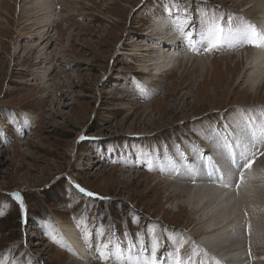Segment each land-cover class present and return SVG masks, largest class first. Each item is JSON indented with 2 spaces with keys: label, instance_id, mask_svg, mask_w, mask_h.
<instances>
[{
  "label": "rangeland",
  "instance_id": "rangeland-1",
  "mask_svg": "<svg viewBox=\"0 0 264 264\" xmlns=\"http://www.w3.org/2000/svg\"><path fill=\"white\" fill-rule=\"evenodd\" d=\"M25 1L7 0L8 12L0 11V264L80 260L58 230L54 215L65 217V225L71 224L87 247L93 244L84 242L87 237L98 242L103 237L100 243L111 254L109 261L112 256L116 260L133 256L143 237L142 252L150 257L154 241L165 230H175L188 232V238L182 237L183 248L179 244L168 252L170 262L178 248L181 252L186 247L189 252L182 251L186 257L179 253L184 264H222L189 234L193 222L189 208L182 207L175 217L178 198L168 199V185L157 182L194 184L204 171L216 169V163L227 164L225 153L237 151L231 160L241 159L233 145L243 146L233 134L251 138L253 132L263 138L264 85L247 87L254 68L245 66V52L216 49L207 57L198 52L187 57L213 59V69L204 77L189 78L179 71L157 78L149 69L152 81L147 83L132 45L147 44L155 50L150 44L153 36L146 37L147 28L150 21L163 17L184 24L193 16L198 22L206 13L214 17L212 22L231 25L233 18L257 24V14L250 9L248 16L244 14L245 2L237 0H52L51 40L40 45L51 58L39 63L33 51L28 53L30 40L21 36L30 30L22 11ZM131 85L132 96L125 90ZM120 98L125 103L137 100L138 107L128 116ZM244 116L247 129L239 125ZM18 120L28 123L21 126ZM223 141L229 148L221 151ZM200 146L206 153L208 148L221 153L219 161L212 164ZM255 147L245 155L250 167L241 176L242 184L249 182L260 200L264 168L261 171L258 164L264 160V143ZM167 157L171 166L162 171L158 165ZM194 165L199 171L193 174ZM81 188L85 191L79 194ZM110 243L120 250L110 252ZM100 256L104 258L89 252L83 259L87 264L109 263Z\"/></svg>",
  "mask_w": 264,
  "mask_h": 264
},
{
  "label": "bare ground",
  "instance_id": "bare-ground-1",
  "mask_svg": "<svg viewBox=\"0 0 264 264\" xmlns=\"http://www.w3.org/2000/svg\"><path fill=\"white\" fill-rule=\"evenodd\" d=\"M6 1L7 0H0V11L3 10L4 12H8L6 9L8 7ZM237 1H240V3L245 2V9L243 10L244 14L247 15L249 13V9L250 12H255V14H257V19L255 22H258L259 26L261 27L262 34H264V1ZM53 6L54 3H52V0H26L23 3L22 11L24 10L25 12H23L26 14V19L24 21L26 22L25 26L29 27L30 30L27 33H23L21 36L23 39L28 38L30 40L29 45H27L31 47L30 50H28V53L33 51V55H36L35 58L37 60L39 59V63H42L41 61H44L50 57V55L48 57L45 53L47 49L44 52L45 48H40V45L43 43V41L51 40L50 29L55 23V18L52 15L54 13ZM251 15L254 16L253 14H250L249 16ZM235 21L236 20H233L230 26L237 29L238 25ZM5 23L7 25L6 21ZM150 23L151 26H147V30H149V32H147L146 37L148 34L153 36V41H151L150 44H152L155 50H152L149 45L143 43L141 46H136V44L132 45V49L135 53V55H132L136 58H140V63L138 66L141 68V71L139 70V73L146 76V78H143V81H147V83L152 81L149 78L151 76L148 75L149 69L153 72L152 74L157 76V78L161 75L162 78H166L167 76H170L171 73L179 71H182L183 75L188 76L189 78L195 76L196 74V78H199L211 73V64L213 59H188L193 57V55H191L190 48L186 46V51L184 49V44H186L184 43V40H188V34L186 32L190 28L194 30L197 27V22L195 21L194 16L193 19H190L189 22L184 24H180L172 17L155 19L154 21H150ZM2 29H5V26L2 27ZM27 35L28 37H26ZM142 40L146 42L147 38L143 37ZM240 53H244L245 66L254 68L251 72L250 69L247 71V73L250 72V74H252L251 78L249 76L248 81L251 80V82L247 87L249 89H253L255 86L259 88L260 83H262L261 86H263L264 67L262 69L261 67L264 66V47H256V49L252 50L251 52L241 51ZM53 56L54 55H52V57ZM240 58L243 59V55ZM42 81L43 80L41 79V84L44 87L45 83ZM132 89V85L126 86L125 89L130 96L135 93ZM121 90L123 91V89ZM120 99L121 105L126 110L127 115L132 113L138 107L137 100L131 98L126 100L125 103V100L122 98ZM26 114V118H28V121L31 122L30 120H32L33 117L30 115V113ZM28 121L23 120L19 121V123L21 126H25V124L27 125ZM256 129L258 130V128ZM251 131H253V129ZM251 134H253V132H251ZM251 134V138L257 137L254 134ZM231 143H233L232 139ZM191 146H194V144H191ZM199 148L201 153L206 154L204 157H206V159H208L212 164H215V161H219L221 153L214 154L213 151H210V148H208V153H206L204 150L205 148L202 146ZM225 154L229 159H231V157H237V152L232 153L233 155H229V153ZM229 159L226 161L227 164L224 162L216 163V169L213 171H204L206 174L195 178L194 184H173L169 183L172 182L170 180L164 182L158 181L157 183L168 185V199L178 198L179 206H177V214L175 217L181 213L182 207L189 208L190 214L193 216V222L190 225L189 234L199 240L197 244L202 246V248H204L207 253L213 254V256H215L216 259L222 264H264V197L262 199L259 198L260 200H258V196H255L256 191L252 190V187L250 188L251 184L249 182L248 184H242L241 174L239 175L236 173L234 167H232L231 163L228 162ZM258 165H260V170L262 171V167L264 168V160H262ZM217 169L219 174L222 176H219ZM195 171H199V167H196V165L190 169V172L193 174ZM208 173H210V175ZM232 180L234 184H230V181ZM77 192L82 194L80 189L79 191L77 190ZM54 216L56 217L55 222L58 225V230L61 234L63 233L62 235L64 238H66V241L71 247L72 251L80 258V260L74 262L73 264H87L88 262H84L85 260L83 257L87 256L89 253L87 250L88 247L85 244H81L78 237L74 233L76 229L73 228L71 224L70 226L65 225V217L58 215ZM110 226L112 229L116 228L115 224H111ZM245 226L248 227L247 230H244ZM165 231L166 233L161 235L159 238V249L156 251L157 256L155 255L157 264H171L172 262H170L169 258L170 251L175 250L179 244H183L182 237H187L188 233L175 230ZM92 242L93 239L90 240L89 244ZM118 243L120 244V242ZM142 243L146 244L145 237L142 238ZM198 248L202 249L201 247ZM143 249L144 248H142V250L135 251L133 256L121 254L122 257L117 260L120 262V264H148V262H150L154 257L150 253V257L146 255L147 253H143ZM98 251L100 259L104 258L103 256L102 258L100 255H104L105 259L109 261L107 258H109L108 255L111 254L107 253L103 246V242L99 243ZM187 251L189 252V248ZM27 260H29V258H27ZM207 262L209 264L211 263V261ZM108 264L113 263L109 261Z\"/></svg>",
  "mask_w": 264,
  "mask_h": 264
},
{
  "label": "snow or ice",
  "instance_id": "snow-or-ice-1",
  "mask_svg": "<svg viewBox=\"0 0 264 264\" xmlns=\"http://www.w3.org/2000/svg\"><path fill=\"white\" fill-rule=\"evenodd\" d=\"M234 37H238L246 43H249L255 47H264V34H260L256 31L253 26H249L247 29L240 30L239 32H225L224 26L219 22H212L208 28L207 39H208V50L211 51L213 49H217L221 46H224L225 43ZM262 134H264V129L261 130ZM250 167L248 165H241V167ZM241 180H243V176H241ZM80 191H85L83 188ZM89 196L93 195L92 193H87ZM15 198L17 200H21L19 194H15ZM21 208H23V203L21 201ZM183 244H180L179 248H183ZM179 248L177 249V255L172 262V264H184V259L179 255ZM159 249V240L154 241L153 244V259L148 262V264H157L155 259L156 251ZM219 264V262H217Z\"/></svg>",
  "mask_w": 264,
  "mask_h": 264
}]
</instances>
